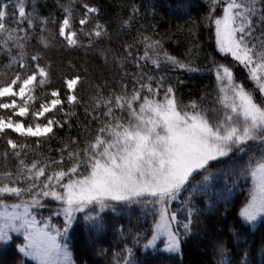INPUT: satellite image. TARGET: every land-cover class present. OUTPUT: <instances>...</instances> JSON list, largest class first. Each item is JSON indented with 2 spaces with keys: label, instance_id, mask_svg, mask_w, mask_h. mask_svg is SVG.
Instances as JSON below:
<instances>
[{
  "label": "snow or ice",
  "instance_id": "1",
  "mask_svg": "<svg viewBox=\"0 0 264 264\" xmlns=\"http://www.w3.org/2000/svg\"><path fill=\"white\" fill-rule=\"evenodd\" d=\"M58 7L59 20L29 0H0V247L17 250L12 264H77L70 242L80 223L81 252L98 251L109 264H152L150 254L175 262L194 241L195 264H264V0H210L203 22L219 54L203 69L215 77L211 104L184 102L157 75L162 67L202 71L191 50L182 58L139 33L114 51L101 43L111 34L98 6ZM57 40L115 65L119 79L90 82V68L69 59L61 87H52L45 52ZM86 82L87 101L79 94ZM81 106L82 133L62 141L57 157L41 151V140L71 127ZM249 179L243 200H234ZM133 205L141 209L134 220L119 228L106 220V210ZM109 227L116 243L97 250Z\"/></svg>",
  "mask_w": 264,
  "mask_h": 264
},
{
  "label": "trees",
  "instance_id": "2",
  "mask_svg": "<svg viewBox=\"0 0 264 264\" xmlns=\"http://www.w3.org/2000/svg\"><path fill=\"white\" fill-rule=\"evenodd\" d=\"M34 2L39 12L43 16L51 14L59 20L63 13L58 7V0H29V3ZM61 3H69V0H60ZM79 6L81 0H75ZM101 9L100 21L108 26L111 38L105 37L101 43L105 47H111L114 51H119L125 43H132L133 37L139 33H146L154 38L163 39L164 47L172 54L179 55L182 58L189 56L194 61L193 66L199 67L202 71L189 72L186 69H171L162 67L157 75H163L167 83H171L176 89L177 94L184 102L191 99L204 98L205 103L211 104L214 97L215 77L214 73L203 70L211 67L212 57L219 58V54L214 47V40L211 36V30L203 22V17L208 12L210 0H89ZM136 7L139 11L131 21V27H122L121 21L128 19L132 15V9ZM31 9H29L30 11ZM196 22V25H193ZM50 27H52L50 25ZM193 29L191 32L189 29ZM55 29L53 28V32ZM86 42V41H85ZM139 47V45H137ZM38 47V45H33ZM46 60L52 63L55 73L52 87H61V74L67 73V60L71 59L74 63L85 64L90 68V82L102 83L104 80L114 82L119 79L118 69L115 65L109 63L105 65L101 59L95 56L94 53L88 52L85 54L84 49L67 50L57 40L52 47L45 52ZM5 61L0 56V71L3 70ZM129 71L134 69L129 67ZM240 79L244 78V70L240 67L234 69ZM45 90L37 89V95L40 99H44L43 92ZM93 89L86 82L83 88L79 89V94L87 101L92 94ZM3 114V113H0ZM59 118V117H57ZM85 123V113L83 106L76 109V116L71 117V127L65 125L63 129H59L56 135L49 139L41 140V151L53 157H57V149L62 146V141L77 137L83 131L80 125ZM15 137V134L13 135ZM31 142V141H29ZM5 145L0 141V151H3ZM14 163V162H13ZM250 179L247 184L240 182L235 188L232 198L234 200H243L250 186ZM141 214L139 206L133 205L124 207L118 213L112 212L111 209L104 213L106 220L119 228L117 221L125 223L128 220H134L137 215ZM62 219V218H61ZM57 222L54 220V223ZM85 225L80 223L74 226V231L71 233L72 240L70 247L73 251V258L77 264H87L91 257L97 264H109L111 257L105 258L98 254V251H90L87 255L83 254L78 245L81 239L86 236ZM118 237L109 227L106 229L103 236V244H97L99 247H108L109 243L115 244ZM113 252L118 251L113 247ZM175 262L166 261V264H195L201 258V248L197 247L195 241L191 249L183 256L173 254ZM17 256V250L11 246L0 247V264H12V261ZM27 259V258H24ZM152 264H158L162 257L149 255ZM261 259L259 252L255 256V260Z\"/></svg>",
  "mask_w": 264,
  "mask_h": 264
}]
</instances>
